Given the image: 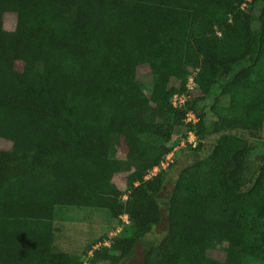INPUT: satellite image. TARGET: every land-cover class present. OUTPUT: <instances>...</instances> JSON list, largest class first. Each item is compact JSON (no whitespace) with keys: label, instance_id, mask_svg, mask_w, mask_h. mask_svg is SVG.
I'll use <instances>...</instances> for the list:
<instances>
[{"label":"trees","instance_id":"trees-1","mask_svg":"<svg viewBox=\"0 0 264 264\" xmlns=\"http://www.w3.org/2000/svg\"><path fill=\"white\" fill-rule=\"evenodd\" d=\"M179 128L200 142L178 154ZM263 131L264 0H0V264H264V176L246 191ZM58 206L136 236L56 253Z\"/></svg>","mask_w":264,"mask_h":264},{"label":"rangeland","instance_id":"rangeland-1","mask_svg":"<svg viewBox=\"0 0 264 264\" xmlns=\"http://www.w3.org/2000/svg\"><path fill=\"white\" fill-rule=\"evenodd\" d=\"M4 22L7 30H12L15 25V18L14 16L7 15ZM172 84L177 85L174 81ZM227 103L228 100L225 104ZM205 116L211 118L209 109H206ZM154 119L164 123L171 121L169 116L161 117L154 115ZM189 133L186 128L175 130L173 144L175 151L179 150L178 154L182 148L189 150L199 144L200 140L198 136ZM249 141L251 150L248 158L246 177L250 182L246 187V191L248 192L249 190L256 195L262 187L264 176V131L260 139L249 138ZM153 142L158 146L162 144L160 140H153ZM11 147L12 144L10 142L0 139V150H8ZM115 183L122 191L126 190L125 175H117ZM123 219L122 224L116 225L112 220L110 212L105 209L58 206L55 208V234L52 249L56 253L74 255L86 263L91 258L93 250L99 249L103 241H109L116 237L136 236V230L132 227L131 223L126 218ZM120 225L122 227H119ZM152 235H155L159 241L165 235V230L163 228L158 229L147 237H152ZM227 246V244H224L216 249L213 252V257L224 259ZM142 261L143 253L142 249L139 248L135 257L124 264H141Z\"/></svg>","mask_w":264,"mask_h":264},{"label":"built area","instance_id":"built-area-1","mask_svg":"<svg viewBox=\"0 0 264 264\" xmlns=\"http://www.w3.org/2000/svg\"><path fill=\"white\" fill-rule=\"evenodd\" d=\"M247 2H251L252 0H246ZM246 5H244L245 7ZM196 72H198V69H195ZM188 87L190 90H193L196 88V85L194 83V79L191 78L189 80V83H188ZM189 99V96L188 95H185V96H182V97H177L175 96V98L173 99V105L175 107L177 106H183V104L185 103V101H187ZM187 122H193V123H197L198 122V119L193 115V114H189L188 117H187ZM191 134H194L195 136V133H191ZM189 143H192L190 141H188ZM173 159H174V153H171L170 155L167 156L166 160L162 163V169H166L170 163L173 162ZM160 170V168H155L152 173H150L146 178L149 179L153 176H155L157 174V172ZM126 218V217H125ZM127 219V218H126ZM108 242H106V246H109V244L107 245Z\"/></svg>","mask_w":264,"mask_h":264}]
</instances>
